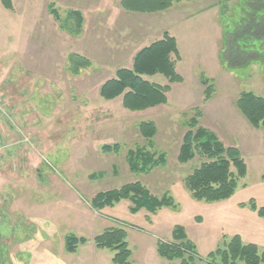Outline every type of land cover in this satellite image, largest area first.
Here are the masks:
<instances>
[{"label": "rangeland", "instance_id": "rangeland-1", "mask_svg": "<svg viewBox=\"0 0 264 264\" xmlns=\"http://www.w3.org/2000/svg\"><path fill=\"white\" fill-rule=\"evenodd\" d=\"M226 1L221 25L211 12L174 28L186 57L178 67L185 80L171 86L167 105L143 112L125 110L122 98L105 101L99 95L117 70L132 67L135 50L113 61L100 56L90 60L78 50L89 37L113 33L94 26L97 13L82 15V29L74 34V19L72 31L62 27L71 14L61 0H12L13 11L0 3V264H114L113 252L99 250L93 242L112 227L127 231L131 264H168L158 254L157 243L172 242L176 226L185 229L196 247L193 264H206L209 254L225 249L235 236L264 251V218L250 208L251 201L264 207V157L252 154L254 146L264 148V130L252 128L235 106L244 91L264 98V66L253 63L230 70L222 64L226 32L241 22L246 0ZM213 2L203 0L188 12ZM51 4L60 21L49 12ZM142 29L136 25L124 42L131 34L135 42ZM121 41L114 42L119 46ZM248 47L264 50V42ZM75 56L86 58L90 66L76 70L71 61ZM221 74L226 79L215 84L213 79ZM201 75L215 84L212 102L220 108H211L201 126L226 147L238 148L248 166L236 193L215 203L195 200L185 187L186 177L203 160L178 162L187 123L194 109L204 110ZM149 80L168 84L162 76ZM144 122L156 125L152 150L165 154L167 163L136 175L128 167L127 154L146 146L139 131ZM115 145L118 151L103 150ZM135 182L153 195H170L176 207L156 214H132L129 201L103 211L92 208L96 194ZM68 234L88 243L68 253Z\"/></svg>", "mask_w": 264, "mask_h": 264}, {"label": "trees", "instance_id": "trees-1", "mask_svg": "<svg viewBox=\"0 0 264 264\" xmlns=\"http://www.w3.org/2000/svg\"><path fill=\"white\" fill-rule=\"evenodd\" d=\"M185 0H120L121 8L128 13L157 14L165 12L174 4ZM226 0H218L221 13L227 12ZM2 6L13 11L12 0H0ZM243 17L233 31H227L220 59L227 68L240 69L253 63L264 66V50L249 48L248 44L264 42V0H246L243 3ZM49 12L60 21L53 4ZM67 25H62L74 34L80 33L83 26V16L78 11H70ZM256 47V45H254ZM181 60L176 38L165 32L163 37L140 50L133 58L131 68H121L115 77L106 81L99 89L100 97L105 101L122 98V106L130 112H143L168 104V94L171 86L184 82L177 72V63ZM76 70L90 66L89 60L79 56L72 57ZM156 76L164 77L168 84L160 85L149 79ZM200 83L205 88L203 102L207 103L215 95V84L204 75ZM236 109L256 130H264V98L254 92H242L235 103ZM203 110L194 109V115L187 123L180 147L178 162L189 164L197 157L203 162L192 174L186 177L185 187L192 198L197 201L215 203L230 199L238 190L240 182L248 175V166L241 151L236 147L226 145L211 130L202 127ZM141 136L147 141L145 147H136L127 154V164L131 173L147 175L153 170L165 166V154L153 151L157 127L153 122H144L139 126ZM151 149L148 150V149ZM107 153L118 151V146H104ZM122 201L131 203L130 212L138 214L142 210L156 214L163 208H175L176 204L168 194L162 197L153 195L141 182L128 183L119 189H113L96 194L91 200L95 211L112 208ZM250 208L264 218V207H258L253 201ZM127 231L121 227L106 229L93 239L99 250L113 252L114 264H131L132 252L127 242ZM172 242L159 241L157 252L168 264H193L196 257V247L189 239L182 226H176L172 233ZM88 243V239L68 234L65 237V251L71 254L77 252L79 246ZM264 264V251L260 252L255 244H244L239 236L233 237L226 248L209 254L206 264Z\"/></svg>", "mask_w": 264, "mask_h": 264}, {"label": "crops", "instance_id": "crops-1", "mask_svg": "<svg viewBox=\"0 0 264 264\" xmlns=\"http://www.w3.org/2000/svg\"><path fill=\"white\" fill-rule=\"evenodd\" d=\"M201 1L203 0H185L181 3L174 4L173 7L167 11L157 14H134L125 12L120 6V0H61V4H63L67 10L78 11L82 13L83 16L97 13L98 18L95 19L97 22L95 21L94 26H99L102 29H109L113 32L110 33L108 31L107 36H104L103 33H100V35L96 34L94 37H89L86 41H81L82 43L80 42V44H78V50L88 59L91 60L100 56L107 61H113L114 57L119 58V56L122 57L124 52L127 54L128 51L131 52L132 50H135L133 51L134 54L132 56V58H134L140 50L149 46L153 42L160 40L164 33L168 32L171 36L176 38L178 43V49L181 56V60L177 63V72L179 73L178 67L186 61V57L180 49L179 41L174 33V28L195 18H202L211 12L214 13L213 16L215 21H217L219 25L222 24L221 19H219V16L221 15V7L219 6L218 0H214L213 3H209V5L195 10L194 13L188 12V8H191L194 4L201 3ZM107 23L110 27L107 26ZM136 25L139 28H145L141 30L142 33L139 38L137 37V39H134L135 42L131 41V34L129 36V41L124 42L123 37L126 36L130 30L133 31ZM132 33L135 34V32ZM120 39L123 40L121 41ZM138 39H140L139 42ZM151 39L152 42L150 44L139 48L135 47L138 44H141L142 41L145 42ZM116 40L121 41L120 43L122 44L117 46V42H114ZM124 43H129L130 46H126L127 48H125L123 46ZM225 74H227V72H225ZM225 79L226 78L221 74L219 78H214L213 81L215 84L219 82L218 84L221 85V82H224ZM212 105H214L212 100L203 104L204 119H206L209 113L208 111H211V108H214L215 112L216 110H220L219 107L215 105L212 107ZM241 123H244V121ZM253 149H255L252 150L254 156L264 157V148L261 145L257 147L254 146Z\"/></svg>", "mask_w": 264, "mask_h": 264}]
</instances>
